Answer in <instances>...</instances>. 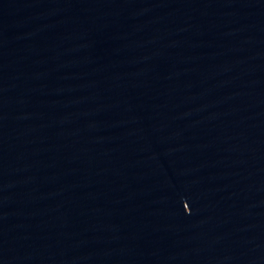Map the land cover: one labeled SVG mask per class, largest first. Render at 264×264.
<instances>
[{"label":"water","instance_id":"95a60500","mask_svg":"<svg viewBox=\"0 0 264 264\" xmlns=\"http://www.w3.org/2000/svg\"><path fill=\"white\" fill-rule=\"evenodd\" d=\"M0 264H264V0H0Z\"/></svg>","mask_w":264,"mask_h":264}]
</instances>
